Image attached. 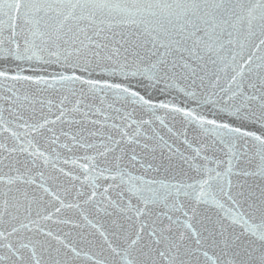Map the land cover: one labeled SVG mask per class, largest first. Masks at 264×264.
<instances>
[{"label": "snow or ice", "instance_id": "6c2138e0", "mask_svg": "<svg viewBox=\"0 0 264 264\" xmlns=\"http://www.w3.org/2000/svg\"><path fill=\"white\" fill-rule=\"evenodd\" d=\"M0 264H264V0H0Z\"/></svg>", "mask_w": 264, "mask_h": 264}]
</instances>
